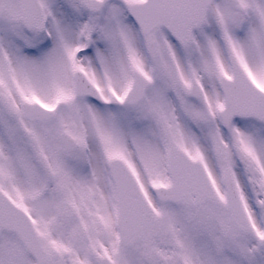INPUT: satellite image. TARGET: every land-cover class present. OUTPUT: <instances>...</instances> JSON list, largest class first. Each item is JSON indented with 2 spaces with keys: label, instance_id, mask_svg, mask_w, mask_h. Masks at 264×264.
Wrapping results in <instances>:
<instances>
[{
  "label": "snow or ice",
  "instance_id": "snow-or-ice-1",
  "mask_svg": "<svg viewBox=\"0 0 264 264\" xmlns=\"http://www.w3.org/2000/svg\"><path fill=\"white\" fill-rule=\"evenodd\" d=\"M0 264H264V0H0Z\"/></svg>",
  "mask_w": 264,
  "mask_h": 264
}]
</instances>
